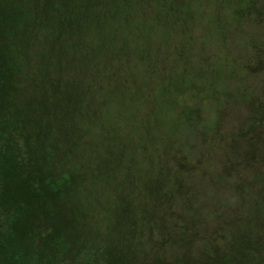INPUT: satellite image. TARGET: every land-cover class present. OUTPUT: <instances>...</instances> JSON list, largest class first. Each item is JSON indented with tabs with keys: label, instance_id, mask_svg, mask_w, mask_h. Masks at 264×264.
Wrapping results in <instances>:
<instances>
[{
	"label": "rangeland",
	"instance_id": "1",
	"mask_svg": "<svg viewBox=\"0 0 264 264\" xmlns=\"http://www.w3.org/2000/svg\"><path fill=\"white\" fill-rule=\"evenodd\" d=\"M8 1L15 19L30 8ZM249 1L97 0L101 6L82 17L76 9L49 21L28 13L13 30L20 88L5 115L36 124L25 113L42 99L47 118L67 115L49 124L51 165L41 167L52 184L63 183L65 170L72 178L57 204L71 213L68 228L83 248L101 246L117 264H141L140 255H151L143 264H158L159 254L163 264H183L181 255L201 264L212 253L204 244L213 231L231 251L256 238L264 247V178L255 182L252 170L258 161L252 168L235 157L224 163L231 143L238 157L250 153L249 144L264 150V133L238 138L259 106L250 111L239 93H263L264 74L246 69L264 50L255 20L240 22ZM63 19L76 25L56 33ZM52 85L61 87L57 110L49 94L40 95ZM68 97L76 100L72 114ZM235 97L239 103L230 102ZM177 214L183 217L174 220Z\"/></svg>",
	"mask_w": 264,
	"mask_h": 264
},
{
	"label": "trees",
	"instance_id": "2",
	"mask_svg": "<svg viewBox=\"0 0 264 264\" xmlns=\"http://www.w3.org/2000/svg\"><path fill=\"white\" fill-rule=\"evenodd\" d=\"M97 0H21V3L27 2L30 8L24 13L18 14V19L12 15L8 8V0H0V264H117L116 257L110 255L101 246L83 248L71 234L68 226L70 225L71 213L64 212L58 206V202L67 192L65 182L72 181L66 174V170L61 173L63 183L52 184L47 178V172L42 167L49 168L50 161L47 157L50 150L47 147L49 124L64 119L67 115H57L53 113L54 119L47 118L49 110L45 109L48 100L45 94H49L54 109L57 110L61 102V87L52 85L49 90H40L42 101L37 102L35 109L25 113L37 120L35 123H28V119L12 120L7 118L6 112L12 110V99L19 93V81L17 79L16 62L10 51L13 42V30H18L19 26L26 20L28 13L37 17L47 19L59 18L66 15L71 17L75 9L82 17L87 9L98 8L101 6ZM10 7V6H9ZM11 13V17L9 16ZM23 16V18H22ZM78 17V18H79ZM240 22L253 24L255 29L263 31L260 42H264V0H250L247 4L246 11L240 15ZM76 23L74 20L63 19L58 22L57 32H67L72 29ZM257 59L256 64L246 66L251 73L264 74V50ZM260 91L262 99L255 95L259 90H255L253 97L248 93H239L238 98L246 100L250 111L255 104H259L258 113L254 118L247 121V130L244 128L238 131V135L249 136L250 139L260 135L262 132L258 127L264 129V75L262 78ZM235 97L232 102H238ZM248 100V101H247ZM35 103V102H34ZM29 103V108L34 105ZM66 106H71L75 110L76 100L68 97L65 102ZM34 112V115L32 114ZM255 113V112H254ZM198 119L192 117L191 123H196ZM33 128L31 131L30 129ZM53 136L55 133L52 134ZM225 153L226 160L224 163H230L236 159L245 164V167L252 168L254 162L260 167L258 171L254 167L252 170L256 174V181L261 182L262 172L264 171V150L258 149L257 144H249L251 151L247 155L238 157L236 149L238 144H229ZM235 157V159H233ZM262 157V158H261ZM239 159V160H238ZM212 164V163H211ZM40 166V167H39ZM42 166V167H41ZM183 168V167H180ZM60 169H63L62 167ZM178 175V173H177ZM180 176V175H179ZM262 183V182H261ZM183 198V197H181ZM189 209V208H187ZM183 216L176 215L174 220H180ZM173 220V218H172ZM166 221L163 223L165 226ZM171 239L168 244H176V230L171 227ZM221 234V231H220ZM218 232L213 231L207 238L204 247H211L210 256L202 257L199 260L201 264H264V247L256 246L262 241L260 238L252 239L251 242L239 245L232 249L226 237L221 236ZM255 236H258L254 233ZM62 242L65 246H60ZM223 243L227 249L223 252L218 245ZM159 244V243H158ZM157 244V246H159ZM165 250V245L160 244ZM168 248V247H166ZM202 254V250H201ZM70 256V260H64L63 257ZM151 255H140L143 259ZM162 254H159L158 264L161 261ZM183 264H198L196 259L180 256ZM191 260L190 262H188ZM135 262H132L134 264Z\"/></svg>",
	"mask_w": 264,
	"mask_h": 264
}]
</instances>
